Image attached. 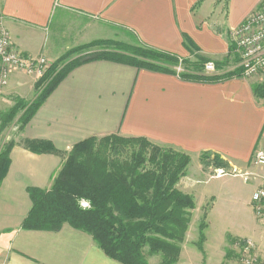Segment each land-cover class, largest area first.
Masks as SVG:
<instances>
[{
    "label": "crops",
    "instance_id": "crops-1",
    "mask_svg": "<svg viewBox=\"0 0 264 264\" xmlns=\"http://www.w3.org/2000/svg\"><path fill=\"white\" fill-rule=\"evenodd\" d=\"M262 2L0 0V13L14 45L25 54L47 57L52 66L68 51L109 39L111 29H122L183 58L203 55L220 65L213 73L224 74L239 66L229 31ZM42 77L13 71L0 91V110L13 108L17 99L34 100ZM263 82L264 73L202 82L106 59L76 66L41 104L10 152L11 164L0 185V264H123L110 258L89 233L68 223L58 231L21 227L32 207L28 188L50 189L76 143L110 134L145 137L190 155L177 187L194 197L196 207L179 264H233L227 262V234L213 247L205 232L201 250L199 226L207 203L206 229L213 226V194L231 197L238 188L230 178L243 177L216 175V170L255 173L252 156L264 146V96L254 86ZM22 138L50 141L59 152L34 153ZM207 154L219 156L228 169L205 159ZM255 174L257 189L264 183V171Z\"/></svg>",
    "mask_w": 264,
    "mask_h": 264
},
{
    "label": "trees",
    "instance_id": "trees-1",
    "mask_svg": "<svg viewBox=\"0 0 264 264\" xmlns=\"http://www.w3.org/2000/svg\"><path fill=\"white\" fill-rule=\"evenodd\" d=\"M72 55L77 57L68 60ZM95 59L179 74L184 79L202 82L241 77L239 67L224 74L206 73L204 67L208 58L202 55H195V60L183 58L147 45L136 37L130 42L96 40L68 51L48 69L37 83V87L43 89L31 104L17 99L13 108L0 112V132L19 111H23L19 122L24 126L72 69ZM60 63H63L62 67ZM219 68L217 63L216 70ZM254 91L263 97L264 84L255 85ZM97 140V137H90L72 147L50 189L28 188L32 207L21 227L58 231L68 223L89 233L110 258L123 264H150L144 254L146 246L151 253L162 254V264H178L181 244L196 207L194 197L177 187L190 164V155L156 145L145 137L105 136L101 138L105 141L101 146L96 144ZM3 141L0 139V185L8 172L10 152L15 145L14 141ZM125 141L139 144V150L134 151L130 159L120 156L119 146ZM25 146L34 153L59 152L50 141L26 140ZM83 201L89 206L84 207ZM206 217L205 210L199 226L198 247L201 250ZM235 241L229 237L231 244Z\"/></svg>",
    "mask_w": 264,
    "mask_h": 264
},
{
    "label": "rangeland",
    "instance_id": "rangeland-1",
    "mask_svg": "<svg viewBox=\"0 0 264 264\" xmlns=\"http://www.w3.org/2000/svg\"><path fill=\"white\" fill-rule=\"evenodd\" d=\"M244 1L246 5H252V2H253V0H244ZM2 26L6 27L3 24V17H2V14L0 13V27ZM234 28L235 27H233L232 29ZM232 29L229 31V37L231 41H232V35H231ZM108 38L112 40H122V41L130 42V41H133L135 37H134V34H132L129 31L122 30V29L120 30L111 29L110 34L108 35ZM62 66H63V63H60V67ZM177 70L178 72H180L182 70L181 66L177 67ZM204 71H205V67H204ZM259 85H262V84H259ZM40 89L42 90L43 88L40 87ZM34 100L26 101V102L29 105ZM16 102L18 101L16 100ZM9 110L10 109L8 108V109L0 110V112H7ZM22 114H23V111H19L16 117L14 118V120L8 123L6 127L4 128V130L0 132V139H3V140L5 139V142H2V143H9L11 141H14L16 144V142L19 141V139H21L20 138L21 134L24 132L25 127L30 122L29 121L24 126H21L22 124L19 121L21 119ZM110 135H117L119 137L120 136L131 137V136H124V135H119V134H110ZM110 135H106V136H110ZM97 138L98 140L96 144L98 146L105 144V141L101 140L102 137H97ZM22 140H23L24 145L26 144V140L36 141L32 139H23V138ZM41 141H44V140H41ZM152 143L156 145H161V146H167V147L169 146L163 143H157V142H152ZM121 145L119 147L121 151L120 156L122 159H130L132 153L134 151L137 152L139 150V144L136 142L125 141ZM203 157H205L206 159L208 156L203 155ZM208 158H210L213 164L222 165L228 169V167L224 164V161L221 158H218L215 156H213L212 158L209 156ZM223 170L227 174L229 172L230 174L233 173V171H228L226 169H223ZM238 170H241V169H238ZM252 170L255 173L259 172L257 169H255L254 166H252ZM218 171L219 170H216L214 174L219 175ZM230 181L233 183V186L235 188H238V191L237 193H234L231 197L230 196L220 197L219 194H213V196H215V198L213 199V206H214L213 207V226H211L208 230L205 228L206 230H204V234L206 232V234L209 237L210 243L211 242L213 243V247H218L221 244L222 237L225 236L224 232L225 234H227L226 235L227 240H228L227 252L229 253L227 256L228 263L232 262L233 264H245L243 260L244 254H243L242 249L244 248L243 246H246L245 244L249 241L250 253L256 258V261H254V264H264V223L256 216L254 207L250 199L252 196H254L253 193L254 191H256L255 189L257 187V184L254 180V176H250L247 179H244L243 177L230 178ZM240 196L242 197L239 199L238 198L232 199L231 200L232 202H230V199L232 197H240ZM210 206H211L210 203L209 204L207 203V205L205 206V210L207 213L210 209ZM208 221H209V218L206 217L207 225H208ZM232 235H237L238 237H232ZM229 237L235 238L236 241L233 244H231L229 242ZM182 244H181V248H182ZM144 254H145L147 261L150 264H162L163 256L161 253H151L149 247L146 246L144 248ZM178 264H179V261H178Z\"/></svg>",
    "mask_w": 264,
    "mask_h": 264
},
{
    "label": "built area",
    "instance_id": "built-area-1",
    "mask_svg": "<svg viewBox=\"0 0 264 264\" xmlns=\"http://www.w3.org/2000/svg\"><path fill=\"white\" fill-rule=\"evenodd\" d=\"M231 35V49L238 60L241 77L249 79L264 73V0L258 9L252 11L240 25L232 29ZM50 66L51 61L47 57L20 51L14 45L8 29L0 27V91L9 84L13 71L21 70L42 77ZM215 71L216 62L209 60L205 65V72ZM251 165L258 171H264V146L257 147L254 151ZM218 172L219 175L227 174L224 170ZM232 174L243 176L245 179L257 175L238 168H234ZM82 205L87 207L89 203L83 201ZM252 205L256 216L264 223V183L254 192ZM245 245L242 249L243 260L245 264H254L256 258L250 253L249 241Z\"/></svg>",
    "mask_w": 264,
    "mask_h": 264
}]
</instances>
